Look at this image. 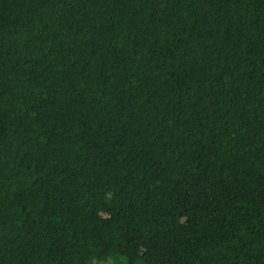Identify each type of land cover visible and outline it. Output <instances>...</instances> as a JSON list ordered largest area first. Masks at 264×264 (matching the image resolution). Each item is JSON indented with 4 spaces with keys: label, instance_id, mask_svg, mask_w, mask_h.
Here are the masks:
<instances>
[{
    "label": "trees",
    "instance_id": "1",
    "mask_svg": "<svg viewBox=\"0 0 264 264\" xmlns=\"http://www.w3.org/2000/svg\"><path fill=\"white\" fill-rule=\"evenodd\" d=\"M264 264V0H0V264Z\"/></svg>",
    "mask_w": 264,
    "mask_h": 264
},
{
    "label": "rangeland",
    "instance_id": "2",
    "mask_svg": "<svg viewBox=\"0 0 264 264\" xmlns=\"http://www.w3.org/2000/svg\"><path fill=\"white\" fill-rule=\"evenodd\" d=\"M103 264H105V263H103ZM106 264H109V263H106Z\"/></svg>",
    "mask_w": 264,
    "mask_h": 264
}]
</instances>
